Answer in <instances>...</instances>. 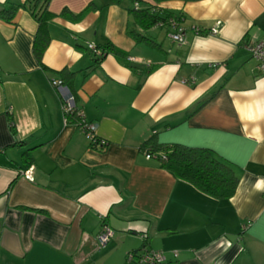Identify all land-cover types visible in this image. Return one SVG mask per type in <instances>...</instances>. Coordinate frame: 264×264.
Instances as JSON below:
<instances>
[{"label": "crops", "instance_id": "1", "mask_svg": "<svg viewBox=\"0 0 264 264\" xmlns=\"http://www.w3.org/2000/svg\"><path fill=\"white\" fill-rule=\"evenodd\" d=\"M133 8L180 17L185 42L168 25L135 24ZM48 10L42 66L29 11L0 18V264H127L142 246L164 251L162 264H264V73L247 49L264 37V0H50ZM88 44L107 51L99 63ZM55 78L106 145L63 122ZM153 136L209 149L238 177L234 194L211 197L146 158ZM102 224L114 234L99 247Z\"/></svg>", "mask_w": 264, "mask_h": 264}, {"label": "trees", "instance_id": "2", "mask_svg": "<svg viewBox=\"0 0 264 264\" xmlns=\"http://www.w3.org/2000/svg\"><path fill=\"white\" fill-rule=\"evenodd\" d=\"M49 1L50 0H25L20 5H11L8 8L0 9V18L8 22L13 19L15 12L20 7L26 9L32 15L37 22V30L32 43V52L41 66L43 52L50 40L48 22L54 17L48 10ZM129 13L131 14L133 22L143 29L155 25L159 20L173 17L170 12L162 11L163 15L161 16V12L149 9L133 8L129 10ZM62 14L64 15L65 11H63ZM131 32L137 39L149 40L144 35L135 34L133 30H131ZM106 53L107 51L103 49L101 54L97 56L95 62L99 63ZM115 53H117V55L121 54L117 50H115ZM64 73L65 70L60 71L61 75ZM61 79L64 83L66 82L64 78ZM76 120V117H70L69 122H75ZM10 125L13 127L12 122H10ZM89 144L91 145L90 142ZM91 146L95 147L93 145ZM140 150L150 154H156L155 156L160 161V165L163 169L170 172L173 176L189 182L198 190L211 197L218 199L229 198L235 192L238 177L234 170L227 162L218 159L207 148L189 147L175 143H159L153 136L140 145Z\"/></svg>", "mask_w": 264, "mask_h": 264}, {"label": "built area", "instance_id": "3", "mask_svg": "<svg viewBox=\"0 0 264 264\" xmlns=\"http://www.w3.org/2000/svg\"><path fill=\"white\" fill-rule=\"evenodd\" d=\"M134 6H137V3L134 2ZM180 20V19H179ZM178 19L174 17H169L164 20H159L155 25L157 26H169V31L167 33L168 37L177 44H183L185 42V35L182 26L180 25ZM219 23H217L214 27L210 29V33H217L219 31ZM88 47L92 50V52L96 55H100V50L96 49L93 44H88ZM247 49L250 52L251 56L257 62V68L261 73H264V37L259 39H255L247 44ZM193 81V79H191ZM50 84L55 89L62 110L63 122L69 123L70 117H76V121L74 124L81 130V132L85 135L87 140L93 146H104L106 145V141L99 138L96 134L97 125L94 122L87 121L84 115L83 109L79 108L76 105L75 96L70 88L64 84L61 79L55 78L50 80ZM154 154H150L145 152L146 158L154 157ZM22 175L28 180H32L33 177L32 167L21 171ZM114 231L113 229L107 225L102 224L101 228L96 236L97 243L99 247L105 246L109 240L113 237ZM141 237L146 240L147 234L143 232ZM173 256H177V252L173 251ZM166 255L162 250H154L146 248L142 246L137 251H131L126 255L125 262L127 264H162L166 261Z\"/></svg>", "mask_w": 264, "mask_h": 264}]
</instances>
